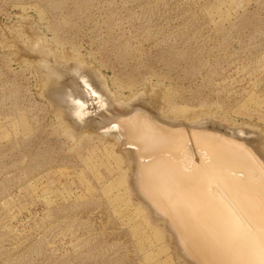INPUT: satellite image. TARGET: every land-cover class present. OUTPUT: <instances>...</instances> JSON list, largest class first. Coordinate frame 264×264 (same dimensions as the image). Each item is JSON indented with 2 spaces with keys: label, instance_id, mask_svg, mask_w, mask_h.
<instances>
[{
  "label": "rangeland",
  "instance_id": "rangeland-1",
  "mask_svg": "<svg viewBox=\"0 0 264 264\" xmlns=\"http://www.w3.org/2000/svg\"><path fill=\"white\" fill-rule=\"evenodd\" d=\"M34 40L85 61L118 101L152 91L163 115L210 113L257 147L264 0H0V264H187L133 196L119 147L67 141Z\"/></svg>",
  "mask_w": 264,
  "mask_h": 264
},
{
  "label": "bare ground",
  "instance_id": "bare-ground-1",
  "mask_svg": "<svg viewBox=\"0 0 264 264\" xmlns=\"http://www.w3.org/2000/svg\"><path fill=\"white\" fill-rule=\"evenodd\" d=\"M31 51L45 65L44 71L38 66L43 90L67 120V141L73 144L85 133L116 144L129 169L133 196L144 200L154 222L167 227L185 259L191 264H264V136L254 147L239 137L249 133L246 129L229 128L232 134L225 135L205 127L210 113L191 119L165 116L152 91L118 101L82 59L69 58L72 65L53 61L39 41ZM145 96L150 97L145 106L139 105ZM113 105L124 114L110 113ZM92 108L106 114L96 118L94 111L96 117L89 118ZM113 123L117 127L111 128Z\"/></svg>",
  "mask_w": 264,
  "mask_h": 264
},
{
  "label": "water",
  "instance_id": "water-1",
  "mask_svg": "<svg viewBox=\"0 0 264 264\" xmlns=\"http://www.w3.org/2000/svg\"><path fill=\"white\" fill-rule=\"evenodd\" d=\"M89 117H91V116H89ZM96 117V116H95ZM96 118H98V117H96ZM115 127H117V125L116 124H112L111 125V128H115ZM205 127H207V128H209V129H215V130H217L219 133H221V134H225V135H231L232 134V131L230 130V129H227L228 131H222L220 128H217V127H210L207 123H205ZM115 131H117V132H122V130L121 129H116ZM239 137H241V138H243L242 137V134H240L239 135ZM126 149H135L134 147H131V146H126L125 147ZM142 203L144 202V200L143 199H139ZM145 203V202H144ZM143 203V204H144ZM146 205V204H145ZM146 207V206H145ZM166 229H167V227H166ZM167 231H168V233H169V230L167 229ZM172 237H173V239L175 240V243H176V246H177V242H176V239H175V237L172 235V234H170ZM177 250H178V252H179V254H180V256L183 258V259H185L184 258V256L182 255V253H181V251H180V249H179V247L177 246ZM185 261H187L189 264H191L190 263V261L189 260H187V259H185Z\"/></svg>",
  "mask_w": 264,
  "mask_h": 264
}]
</instances>
